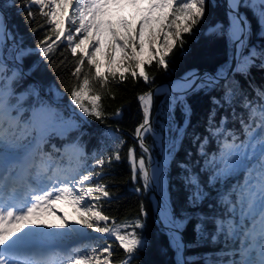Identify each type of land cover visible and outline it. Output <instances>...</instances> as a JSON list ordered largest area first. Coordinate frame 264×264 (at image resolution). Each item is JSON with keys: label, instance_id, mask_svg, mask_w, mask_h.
I'll list each match as a JSON object with an SVG mask.
<instances>
[{"label": "snow or ice", "instance_id": "obj_1", "mask_svg": "<svg viewBox=\"0 0 264 264\" xmlns=\"http://www.w3.org/2000/svg\"><path fill=\"white\" fill-rule=\"evenodd\" d=\"M10 6L27 12L25 22L36 25L31 32L44 30L36 46L44 59L55 64L50 53L61 45L70 52L73 59L69 61L61 52L63 59L57 65H72L70 104L82 117L103 122L120 117L123 111L122 106L111 113L105 110L103 100L115 99L112 85L123 83L126 73L133 81L142 79L151 84L155 76L145 68L154 62L158 69L167 70L168 57L174 49H183L185 34H193L202 22L206 0H21ZM126 6L135 12L123 19V31L105 21L110 10ZM226 8L227 25L217 22L209 32L227 37L233 49L232 62L214 74L201 77L193 71L173 82L168 88L164 123L157 119L154 126L152 119L154 95L159 89L139 93L136 99L142 119L132 133L136 143L128 146L127 160L133 181H142L143 188L160 185L163 169L158 162L154 166L146 137L151 136L161 146L167 141V155H171L187 134L192 111L188 94L220 91L222 95L213 97V104L230 108L232 121H238L240 128H228V116L216 121V109L212 110L209 135L194 137L199 159L180 165L185 172L188 206L198 207L215 192L225 209L224 217L213 221L215 232L239 242L238 248L222 254L239 255L238 260L230 259L227 264H264V88L253 87L254 96H250L236 79L237 75L248 78L253 67L264 70V45L250 44L252 20L241 11L252 13L264 38V0H226ZM37 13L43 18L42 24L36 21ZM9 47L17 61L27 54L0 8V264H132L147 246L138 232L144 227L140 218L143 205L140 216L119 223L104 210V202L112 199L109 185L103 181L105 166L121 159L127 141L110 130L115 141L111 154L93 153L94 163H89L78 137L61 147L52 144V150L45 151L53 136L67 138L80 125L47 102L39 101L28 109L23 106L27 95L38 97L39 93L30 88L15 97L12 85L20 73L12 69L8 75L3 54ZM177 105L184 114L183 126L174 120ZM237 106L242 113H237ZM210 139L217 145L211 155ZM237 173H243L242 181L225 183ZM218 185H223V190ZM160 214L178 254L186 247L181 234L192 219L199 221L195 225L198 233L205 230L206 218L195 213L177 215L168 203ZM101 240H114L124 257L114 259L113 244ZM209 264L214 262L209 260Z\"/></svg>", "mask_w": 264, "mask_h": 264}, {"label": "trees", "instance_id": "obj_2", "mask_svg": "<svg viewBox=\"0 0 264 264\" xmlns=\"http://www.w3.org/2000/svg\"><path fill=\"white\" fill-rule=\"evenodd\" d=\"M13 2L19 4L21 0H0V8L6 14L9 28L17 33L19 46L25 49H33L31 52H27L21 59V63L14 59L11 47L7 49L9 51L6 50L4 52L7 55L6 62L10 70L16 69L20 73L12 85L15 97L20 92H27L30 88H35L39 96L27 95L22 102L26 109L37 105L39 101H44L57 108L66 118L77 120L80 125V129L69 133L67 138L62 139L59 136H53L49 144L45 145V150L51 151L52 144L60 147L62 142L71 141L78 137L86 156L89 157V163H94L91 160L93 153L98 155L111 154V148L115 141L110 135V130L124 138L127 144L121 149V159L105 166L107 174L103 177V181L109 185L108 190L112 193V199L104 202V210L106 214L116 217L119 223L124 219H135L140 216L141 205H143L144 215L140 216V218L144 227L139 229L138 232L147 240V246L138 252L132 264H177L175 259L176 250L169 239L168 232L158 220L149 198L150 189L143 188L142 181L132 180V173L127 160L128 146L136 143L131 134L142 119L140 105L136 97L139 93L145 92L149 88H154L158 83L177 78L193 68H206L216 72L221 66L230 63L233 49L227 37L209 32V28L217 22H223L225 25L228 23L224 0H206V11L202 22L194 29L193 34H185L186 43L183 49H174L173 53L168 57L170 63L167 70L158 69L155 62L150 68H145L146 71L155 76L151 84H145L142 79L133 81L131 76L126 73V80L123 83L112 85L115 99L105 98L103 104L105 105V110L109 113L122 106L123 111L120 117L109 118L103 122L93 117H85L89 124L71 114L66 106V104L71 105L69 100L70 88L74 82L70 77L72 65L70 63H67V66L57 67V65L63 59L60 55L61 52H63L64 57H68V60L71 61L73 57L70 52L64 51L65 46L61 45L54 53H50V56L56 62L55 64L44 59L36 47L43 38L44 30L41 29L35 33L31 32L30 29L36 26L35 23H26L27 12H17L15 7L10 6ZM241 10L246 11L252 20L253 31L249 38L250 44L257 47L264 45V38L259 35L252 13L246 9ZM33 11L37 12V9L33 8ZM36 21L41 24L44 22L38 13ZM236 79L239 80L243 89L250 96H254L253 87L264 88V70L259 67H253L248 78L237 75ZM249 85H252V87ZM221 95L220 91L189 93L187 103L191 106L192 111L187 134L171 155H167L169 147L167 141L163 145L166 158L168 159L162 178L161 193L163 198L175 210L177 215L182 212L185 214L195 213L197 217L206 218L205 230L202 234L198 233L195 228V225L199 222L195 218L188 223L182 232L187 244L186 258L188 264H209V260L213 261L214 264H227L230 259H239L238 254L235 257L222 255L233 248H238L239 242H234L224 234L217 235L215 232L213 221L224 217V206L218 202L216 194L213 192L211 197L198 207L190 208L187 202L188 193L184 183L185 172L180 167L181 164L190 160L199 159L197 156V142L194 137L209 135L207 131L209 126L208 119L214 108L216 109V121L228 116L227 127L236 128L237 130L240 128L238 121H232V110L230 108L227 106L217 107L213 104V97L219 99ZM169 100L170 96L168 93L156 96L155 110L152 116L154 126L157 119L164 123L167 117ZM72 108L74 109V106ZM75 110L79 111L78 109ZM236 111L237 113L243 112L239 106L236 107ZM157 113H160V115L157 116ZM184 119V114L180 106L177 105L174 114L175 123L183 126ZM146 143L158 161L160 152L153 138L151 136L146 137ZM208 150L209 155L217 151L214 139H210ZM188 153H192V156L189 157ZM139 154L140 150L137 148V155L139 156ZM202 162L201 160V164ZM242 175L243 173H237L225 183L228 185L236 184L242 181ZM203 179L206 180L207 175ZM218 187L223 190V185H218ZM214 235L216 236L215 240L212 239ZM103 241L105 242V240ZM106 242L113 244L114 259L118 260L124 257V252L116 245L115 241L107 240Z\"/></svg>", "mask_w": 264, "mask_h": 264}, {"label": "water", "instance_id": "obj_3", "mask_svg": "<svg viewBox=\"0 0 264 264\" xmlns=\"http://www.w3.org/2000/svg\"><path fill=\"white\" fill-rule=\"evenodd\" d=\"M224 2H225V6H226V0H224ZM226 9H227V8H226ZM232 55H233V53H232ZM231 62H232V60H231ZM193 71H195V72H196L197 74H199L201 77H203L204 74H214V73H215L214 71L209 70V69H206V68H204V69H198V68H195V69H192L189 73H191V72H193ZM185 75H186V74H185ZM185 75H181V76H179L178 78H176V79H172V80H169V81H163V82H160V83L156 86V88L154 87V88H151V89H153V90H157V89H159V91H158V93H157V94H159V93L161 92V88L164 89V87H167V89H168L169 86L172 85L173 82H174L175 80H178V79L182 78V77L185 76ZM164 91H165V90H164ZM166 91H168V90H166ZM157 94L154 95L153 113H154V110H155V98H156V95H157ZM70 111H71V113H73V114H75L76 116H78L80 119L84 120V117H82L77 111H74V110H70ZM131 136H132V134H131ZM151 153H152V151H151ZM152 158H153V161H154V164H155L156 161H155V158H154L153 153H152ZM151 190H152V193H153L154 196H155L154 200H155V207H156L157 215H158V217H159V219H160V222L163 224V222H162V220H161V214H160V209H161V207L163 206V204H162V200H161V197H160L159 185H157V188L152 187ZM181 235H182V237H183V242H184V244L186 245V247L183 249V252H182V254H181V261L179 262V264H181V262H183V264H188V263H187V258H186L187 244H186V241H185V239H184V235H183V233H182Z\"/></svg>", "mask_w": 264, "mask_h": 264}, {"label": "rangeland", "instance_id": "obj_4", "mask_svg": "<svg viewBox=\"0 0 264 264\" xmlns=\"http://www.w3.org/2000/svg\"><path fill=\"white\" fill-rule=\"evenodd\" d=\"M126 7H124L123 9H116V10H113V11H111L109 14L110 15H112V17H110V18H112L111 20H109V18H108V21H113V25L114 26H116L117 28H120L121 29V31H123V28H122V21H123V19L124 18H130V16H131V14L133 13V12H135V9L134 8H132V7H130V10L129 11H127V9H125ZM9 49V48H8ZM7 50V49H6ZM5 50V51H6ZM7 51H9V50H7ZM13 53H14V55H15V52L13 51ZM4 55V57H5V60L7 59V55L6 54H3ZM118 55H119V52H118ZM9 75H11V73L9 74ZM69 109L70 110H74L73 108H72V106L71 105H69ZM74 111H76V110H74ZM79 113V112H78ZM80 114V113H79ZM84 120H85V117H84ZM82 121V120H81ZM78 123V122H77ZM243 179V178H242ZM162 184L163 183H161V186H162ZM165 200V199H164ZM165 203H168L166 200H165ZM164 203V204H165ZM62 207H64V210L65 211H67V212H69V213H71V211H70V208H68V207H66V206H63L62 205ZM58 215H59V213H58ZM53 220H55L54 218H53ZM56 222L58 223L59 221L58 220H56Z\"/></svg>", "mask_w": 264, "mask_h": 264}, {"label": "bare ground", "instance_id": "obj_5", "mask_svg": "<svg viewBox=\"0 0 264 264\" xmlns=\"http://www.w3.org/2000/svg\"><path fill=\"white\" fill-rule=\"evenodd\" d=\"M183 77H184V76H183ZM180 79H181V78H180ZM180 79H178V80H175L174 82H176V81H179ZM163 90H168V89H167V87H164V89H163ZM154 166H155V165H154ZM152 187H155V188H157V184H155V183H154V184L152 185ZM153 198H155L154 194H153ZM53 218H55V217H52L51 219H53ZM178 257H179V256H178Z\"/></svg>", "mask_w": 264, "mask_h": 264}]
</instances>
